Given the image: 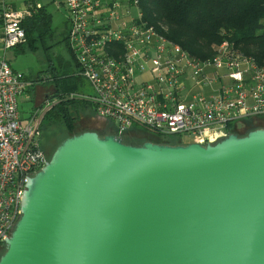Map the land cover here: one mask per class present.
<instances>
[{"label": "water", "instance_id": "95a60500", "mask_svg": "<svg viewBox=\"0 0 264 264\" xmlns=\"http://www.w3.org/2000/svg\"><path fill=\"white\" fill-rule=\"evenodd\" d=\"M5 246L0 264H264V127L205 145L69 136Z\"/></svg>", "mask_w": 264, "mask_h": 264}, {"label": "built area", "instance_id": "2783aa9c", "mask_svg": "<svg viewBox=\"0 0 264 264\" xmlns=\"http://www.w3.org/2000/svg\"><path fill=\"white\" fill-rule=\"evenodd\" d=\"M68 48L93 94L71 93L114 121L162 137L215 143L234 124L264 116V65L223 40L209 59L191 55L144 17L141 0H67ZM0 0V247L21 216L28 179L50 160L41 145L44 113L21 118L19 100L33 84L5 52L26 40L23 22L40 8ZM163 29H165L162 26ZM48 78V77H47ZM57 100L46 103L48 111Z\"/></svg>", "mask_w": 264, "mask_h": 264}, {"label": "trees", "instance_id": "16d2710c", "mask_svg": "<svg viewBox=\"0 0 264 264\" xmlns=\"http://www.w3.org/2000/svg\"><path fill=\"white\" fill-rule=\"evenodd\" d=\"M141 5L146 20L195 57H213L216 46L226 39L244 54L253 56L259 65H264V0H141ZM52 20L53 16L46 6L37 8L23 22L26 40L18 46V50L35 52L52 47L53 44L49 43L54 38ZM64 41L76 70H71V63L64 59L59 60V68L51 65L47 70L50 74L47 80L56 89L55 97L64 92H78L83 81L77 74L78 65L68 48V33ZM90 106L88 102L74 99L59 101L46 112L41 126L46 120L49 123H61L72 133L69 136L77 134L74 133L77 113ZM253 120L264 122V116L247 120L249 125ZM249 128L248 132L260 127ZM151 135L169 138L154 133Z\"/></svg>", "mask_w": 264, "mask_h": 264}, {"label": "rangeland", "instance_id": "374dc122", "mask_svg": "<svg viewBox=\"0 0 264 264\" xmlns=\"http://www.w3.org/2000/svg\"><path fill=\"white\" fill-rule=\"evenodd\" d=\"M4 2L14 5L17 8H23L26 3H37L39 5L46 6L47 10L52 14L53 20H52V27L54 30V38L49 41L50 44H53L52 47L48 48H41L35 52H21L18 50V46L14 48H10L5 52V55L7 56V59L9 63L13 66V68L20 74H24L25 78H27L29 81L33 80V77H37V75L41 74L44 75L41 79H44L46 81H42V87L39 89V95L38 100L42 99L45 103L50 102L52 104L53 100H57L56 103L62 100H66V97L70 95L71 93H77V92H64L58 94L57 91V97L54 95L56 94V89L53 86L52 83H49L47 80L48 76L50 74L48 73V69L51 67V65L56 66L57 68L60 67L59 60L64 59L67 62L71 63L69 66L71 70H76V66L74 64V61L67 49L66 43L64 41L65 36L68 33L69 30V22L67 18V10H66V2L67 0H3ZM167 29V28H166ZM2 35V26L0 25V37ZM23 44V43H22ZM1 50V43H0V55L4 54V52ZM34 86V83L31 85V87ZM47 86L50 90H48ZM53 86V87H52ZM78 92H85L88 94H93L94 89L90 82L83 78L82 84L80 86V90ZM28 94V92L26 93ZM29 95H31V98L35 96L34 93H32V90H30ZM47 95L48 99L44 98ZM77 98L76 100H78ZM70 99H67L68 101ZM82 101V100H80ZM35 100L32 99L30 102L24 103L22 106H19L20 112H21V118L26 123L28 119L31 117L32 112L39 111L40 109H36ZM55 103V104H56ZM47 105H43V111L47 109ZM39 113L41 116L42 112ZM78 118L76 119V122L74 123V133H79V131L83 130V127L88 122L87 118L85 116L88 114L87 111L81 110L78 113ZM108 124L110 127L114 130L113 133L117 134V128L116 124L112 120H108ZM252 124V125H251ZM249 125L248 121L245 122H239L237 124H234L232 127V130L237 131L240 135H245L249 127H264V122L261 120H253ZM41 145L42 147L49 153L50 157L52 156L53 152L56 150V148L60 145V143L69 135L72 133H69L68 130L64 125L61 123H49V121H45L44 124L41 126ZM233 132V131H232ZM106 133L103 132V135ZM152 133H149L148 131H145L141 127H135L134 129L129 130L125 133V135H122L128 140H135L139 142L140 144L145 141H153L157 143H165V144H180L181 143H190L191 139L187 135H181V136H172L167 139H161L158 136L151 135ZM120 136V135H119ZM177 141V142H176ZM6 246L0 247V257L5 252Z\"/></svg>", "mask_w": 264, "mask_h": 264}, {"label": "crops", "instance_id": "0c3cea01", "mask_svg": "<svg viewBox=\"0 0 264 264\" xmlns=\"http://www.w3.org/2000/svg\"><path fill=\"white\" fill-rule=\"evenodd\" d=\"M43 76L44 75L39 74V75H37V77L36 76L33 77L34 79L31 80V82L34 83V86L29 87V89L26 91V93L28 92V94L25 93L23 96L20 97L19 106H22L24 103L30 102V101H32V99H34L35 100L34 103L36 105V109L37 110L40 109L39 110L40 112L43 111V105H46V103L44 101H42V99L40 101V99L38 100V98H37L38 95H39V89L42 87V81H46L44 79H41ZM44 87H47V86H44ZM47 88H48V90H50L49 87H47ZM30 90H32V93L35 94V96H33L32 98H31V95H29ZM45 96L46 97L44 98V100L48 99L47 95H45ZM85 111H87V113H88L85 116V118H87L88 122L83 127V130L79 131V133L83 132L85 130H96V131L100 132L102 135H103V132H105L106 134L114 132V130L108 124V119L99 116L95 112V110H94V108L92 106H90L89 108L85 109ZM46 112H47L46 110L43 111L44 116H45ZM33 113L34 112H32L31 114H33ZM44 116H43V118H44Z\"/></svg>", "mask_w": 264, "mask_h": 264}, {"label": "flooded vegetation", "instance_id": "af4514ba", "mask_svg": "<svg viewBox=\"0 0 264 264\" xmlns=\"http://www.w3.org/2000/svg\"><path fill=\"white\" fill-rule=\"evenodd\" d=\"M100 133V132H99ZM101 134V133H100ZM102 135V134H101ZM122 137V139H123V141H125V142H127V143H132V144H136L137 143V141H135V140H128V139H126L125 137H123V136H121Z\"/></svg>", "mask_w": 264, "mask_h": 264}]
</instances>
